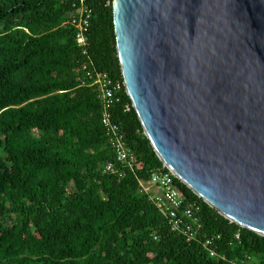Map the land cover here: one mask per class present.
Masks as SVG:
<instances>
[{"label": "trees", "instance_id": "obj_1", "mask_svg": "<svg viewBox=\"0 0 264 264\" xmlns=\"http://www.w3.org/2000/svg\"><path fill=\"white\" fill-rule=\"evenodd\" d=\"M111 2L89 0L84 55L68 24L69 0H0V264H264V237L179 180L186 202L200 205L204 233L220 236L216 258L171 232L139 192V180L166 170L124 86L111 119L134 161L121 177L104 172L115 155L101 101L79 69L90 61L123 84Z\"/></svg>", "mask_w": 264, "mask_h": 264}, {"label": "water", "instance_id": "obj_2", "mask_svg": "<svg viewBox=\"0 0 264 264\" xmlns=\"http://www.w3.org/2000/svg\"><path fill=\"white\" fill-rule=\"evenodd\" d=\"M122 83L163 166L264 237V0H112Z\"/></svg>", "mask_w": 264, "mask_h": 264}, {"label": "built area", "instance_id": "obj_3", "mask_svg": "<svg viewBox=\"0 0 264 264\" xmlns=\"http://www.w3.org/2000/svg\"><path fill=\"white\" fill-rule=\"evenodd\" d=\"M69 2L71 9L67 14L68 24L74 27L75 43L85 55L92 8L89 0H69ZM79 71L101 101L100 123L115 155V163L106 164L104 172L121 177L123 168L131 169L134 161V155L127 148L124 135L111 119V108L119 101L118 94L122 90L123 84L111 80L106 74L93 71L90 61L83 63ZM163 169L166 171L153 173L147 182L139 180V192L146 196L167 221L171 232L181 235L187 242L201 245L209 257H218L217 248L220 236L204 233L199 217L200 205L196 202H186L185 197L176 186L177 177L164 166ZM235 240H239L238 234L235 235Z\"/></svg>", "mask_w": 264, "mask_h": 264}]
</instances>
